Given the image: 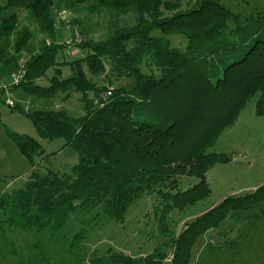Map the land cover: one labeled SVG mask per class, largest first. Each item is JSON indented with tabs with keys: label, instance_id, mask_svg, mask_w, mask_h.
Masks as SVG:
<instances>
[{
	"label": "trees",
	"instance_id": "16d2710c",
	"mask_svg": "<svg viewBox=\"0 0 264 264\" xmlns=\"http://www.w3.org/2000/svg\"><path fill=\"white\" fill-rule=\"evenodd\" d=\"M182 0H6L0 4V79L19 71V60L29 55L23 76L6 90L39 98L58 93L81 94L85 113L74 119L65 112H35L28 117L39 138L62 139L77 155L69 173H44L34 158L44 155L41 145L26 135L9 133L32 170L22 187L0 196L2 222L8 229L57 240L69 217L77 211L101 209L122 224L128 208L144 194L155 195L160 206L157 222L166 236L165 222L172 210L182 211L206 199L208 170L226 164L224 154L208 153L220 135L238 119L247 102L255 99V114L264 115V12L249 15L244 25L221 4L195 0L187 9ZM108 17L130 16V24L114 25L104 39L83 37L74 44L86 54L58 62L65 45L56 41L54 10ZM18 12L35 24L50 42L32 53L33 32L18 28ZM115 22V21H114ZM229 23L234 25L229 27ZM159 35H153L154 32ZM170 35L186 38L184 50L171 46ZM116 79L132 80L131 87L98 88L87 79L105 71ZM142 65L149 72L143 73ZM70 73L61 77V68ZM53 69L48 86L36 81ZM109 85L111 81L107 82ZM94 94L89 100L87 94ZM5 90H0V96ZM101 95V96H100ZM186 178L196 183L181 189ZM264 203V185L240 197H226L216 207L169 238L170 260L161 248L141 258L108 251L90 264H189L197 240L218 230L227 220ZM157 213L158 210H155ZM80 234L74 236L77 241ZM234 242H231V246Z\"/></svg>",
	"mask_w": 264,
	"mask_h": 264
},
{
	"label": "rangeland",
	"instance_id": "374dc122",
	"mask_svg": "<svg viewBox=\"0 0 264 264\" xmlns=\"http://www.w3.org/2000/svg\"><path fill=\"white\" fill-rule=\"evenodd\" d=\"M6 0H0L3 4ZM195 0H182L183 9L189 8ZM221 4L239 17V25H244L249 15L264 12V0H222ZM56 41L64 48L58 52V62L82 58L86 52L74 44L88 37L92 40L104 39L116 26L131 23L130 16L110 21L108 17L78 14L73 10L59 9L53 12ZM18 28L28 27L34 34L31 41L32 53L36 54L41 43L50 42L49 38L37 31L34 23L25 19L24 12H18ZM229 27L234 25L229 23ZM153 35H159L156 31ZM171 46L184 50L187 40L181 35L167 37ZM24 54L19 60V71L0 79V196L23 186L32 170L27 159L18 151L9 133L26 135L36 140L49 157L34 158L35 169L44 173L48 170L59 174L69 173L76 163L77 155L64 141L43 140L38 137L32 121L23 113L65 112L68 117L77 119L84 115L81 94L70 92L68 97L58 93L50 98H39L21 89L6 90L23 76L24 65L29 60ZM105 71L91 75L84 66L87 79L98 88H124L128 90L132 80L116 79ZM141 70L147 74L148 67ZM61 77L69 73L68 67L61 68ZM53 69L38 79L36 84L48 86ZM111 81L109 85L107 82ZM101 96V95H100ZM94 101V94H87ZM208 153L224 154L230 158L226 164H216L207 172L209 196L182 211L172 210L167 214L166 236L160 233L157 217L161 213L159 200L155 195L144 194L127 210L122 224L116 223L102 214L98 208L93 211H77L72 214L57 240L48 239V231L39 235L8 229L2 222L4 237L0 235V264H90V259L105 256L108 251L121 253L131 258H141L161 248L168 258L171 247L166 246L169 238H176L194 219L216 207L226 197H240L264 185V115L255 114V99L247 102L236 122L223 131ZM196 183L195 179L181 181V189ZM155 210H158L156 213ZM80 234L77 241L74 236ZM231 242H234L231 246ZM189 264H264V203L253 210L240 214L238 219L227 220L218 230L201 236L192 248Z\"/></svg>",
	"mask_w": 264,
	"mask_h": 264
},
{
	"label": "crops",
	"instance_id": "0c3cea01",
	"mask_svg": "<svg viewBox=\"0 0 264 264\" xmlns=\"http://www.w3.org/2000/svg\"><path fill=\"white\" fill-rule=\"evenodd\" d=\"M206 178H207V174H206Z\"/></svg>",
	"mask_w": 264,
	"mask_h": 264
},
{
	"label": "built area",
	"instance_id": "2783aa9c",
	"mask_svg": "<svg viewBox=\"0 0 264 264\" xmlns=\"http://www.w3.org/2000/svg\"><path fill=\"white\" fill-rule=\"evenodd\" d=\"M15 82H17V81H15ZM15 82H14V83H15Z\"/></svg>",
	"mask_w": 264,
	"mask_h": 264
}]
</instances>
